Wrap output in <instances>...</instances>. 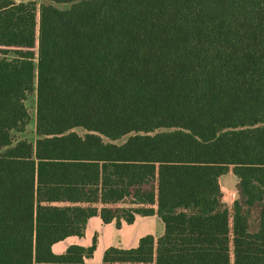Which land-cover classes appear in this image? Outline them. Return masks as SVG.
Wrapping results in <instances>:
<instances>
[{"label": "trees", "instance_id": "16d2710c", "mask_svg": "<svg viewBox=\"0 0 264 264\" xmlns=\"http://www.w3.org/2000/svg\"><path fill=\"white\" fill-rule=\"evenodd\" d=\"M138 215L163 234L102 264H264V0H0V264Z\"/></svg>", "mask_w": 264, "mask_h": 264}, {"label": "rangeland", "instance_id": "374dc122", "mask_svg": "<svg viewBox=\"0 0 264 264\" xmlns=\"http://www.w3.org/2000/svg\"><path fill=\"white\" fill-rule=\"evenodd\" d=\"M60 9H67L70 4H54ZM27 107L30 112L31 120L25 132L16 133L18 138H25L35 143L38 135L36 132V92L29 95L27 100ZM79 134L84 135L86 131L83 128L75 129ZM128 136H124L116 143H123L127 140ZM239 179L232 174H225L220 178V184L222 192L224 194V201L230 202L239 197L238 189ZM249 217L252 224H255V212L250 211ZM164 232V223L157 216H141L138 215L136 220L132 224L124 222L121 227H117L115 222L110 224L102 223L98 218H92L89 220L83 237H70L65 241L55 246V251L63 252L69 245L77 243L82 245H89L91 242V236L98 235V246L93 257L87 259L89 264H102V257L105 250L110 246L131 247L135 246L139 238L145 234L151 233L155 236H159Z\"/></svg>", "mask_w": 264, "mask_h": 264}, {"label": "crops", "instance_id": "0c3cea01", "mask_svg": "<svg viewBox=\"0 0 264 264\" xmlns=\"http://www.w3.org/2000/svg\"><path fill=\"white\" fill-rule=\"evenodd\" d=\"M224 175H225V174H224ZM232 175H233V174H232ZM222 176H223V175H222ZM220 178H221V177H220ZM146 217H147V216H146ZM94 218H97V217H94ZM91 219H92V218H91ZM98 219H99V218H98ZM102 223H103V222H102ZM148 234H151V233H148ZM145 235H146V234H145ZM153 235H154V234H153ZM161 235H162V234H161ZM143 236H144V235H143ZM159 236H160V235H159ZM141 237H142V236H141ZM141 237H140V238H141ZM140 238H139V239H140ZM64 241H65V240H64ZM62 242H63V241H62ZM138 242H139V241H138ZM60 243H61V242H60ZM58 244H59V243H58ZM137 244H138V243H137ZM137 244H136V245H137ZM56 245H57V244H56ZM56 245H55V246H56ZM136 245H135V246H136ZM135 246L133 245V246H131V247H135ZM119 247H120V246H119ZM125 248H129V247H125ZM65 250H66V249H65ZM65 250H64V251H65ZM60 253H61V252H60Z\"/></svg>", "mask_w": 264, "mask_h": 264}]
</instances>
